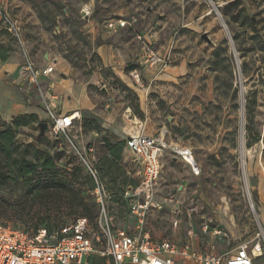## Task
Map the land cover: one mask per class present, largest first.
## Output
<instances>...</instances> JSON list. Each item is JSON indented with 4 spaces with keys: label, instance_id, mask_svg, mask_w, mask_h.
Instances as JSON below:
<instances>
[{
    "label": "rangeland",
    "instance_id": "obj_1",
    "mask_svg": "<svg viewBox=\"0 0 264 264\" xmlns=\"http://www.w3.org/2000/svg\"><path fill=\"white\" fill-rule=\"evenodd\" d=\"M5 9L18 22L21 36L19 40L3 30L8 38L16 43L25 39L30 49L50 52L52 74L68 75L86 87L90 106L81 110L70 135L78 148H93L112 229L130 218L131 198L125 192L139 185L140 166L132 154L125 165L123 159L111 163L105 142L122 140L125 147L130 130L141 129L189 148L200 168L193 175L182 159L165 152L153 183L156 206L144 222L148 217L162 237L197 236L203 247L212 246L217 253L255 236L264 206V0H9ZM32 12L39 24L31 22ZM117 19L126 20V26L107 27V21ZM128 40L133 45L123 65L125 70L134 67L126 71L133 80L130 87L112 78L97 52L102 43ZM135 69L140 83L132 76ZM49 82H42L31 104L44 109L41 99L56 103L62 96L61 85L50 87ZM28 98L24 92L23 99ZM45 118L17 127L14 144L48 150L56 169L62 154L80 167L62 137H50L45 130L36 141L37 124L47 122ZM10 122L0 116V131ZM60 145L66 150L57 155ZM27 158L38 163L31 153ZM7 162L0 153L5 176L0 181V211L5 213L0 223L35 230L80 215L62 195L43 190L38 174L17 176ZM92 186L90 180L76 183L98 216Z\"/></svg>",
    "mask_w": 264,
    "mask_h": 264
},
{
    "label": "built area",
    "instance_id": "obj_2",
    "mask_svg": "<svg viewBox=\"0 0 264 264\" xmlns=\"http://www.w3.org/2000/svg\"><path fill=\"white\" fill-rule=\"evenodd\" d=\"M83 12L88 15L90 11L85 9ZM0 16L3 29L20 40L19 24L3 5L0 6ZM106 23L108 28L124 27L127 24L123 19ZM53 70V64L40 67L30 59L21 66L22 73L38 92L41 90L43 77ZM132 76L136 83H140L137 71H133ZM42 103L47 114L46 134L55 138L60 136L65 144L71 146L79 164L93 182L91 193L99 206L100 214L95 220V226L88 218L79 217L55 230L45 227L25 230L0 223V264H70L72 260L81 261L90 252L108 257L114 264H175L170 257L173 254L197 264H253V257L264 254V223L256 232L251 246L243 242L234 253L220 256L190 250L189 245L178 246L167 238L151 241L147 234L140 236L125 229H112L104 214L107 192L100 179L93 148H78L70 135L76 127L77 118L74 114L57 113L56 104L52 100L43 98ZM125 146L140 166L137 174L139 185L128 189L125 197L131 198L130 213L135 217L138 227L142 228L149 209L156 206L153 202V183L160 173L164 153L169 151L182 159L193 175H199L200 168L189 148L168 142L162 135L154 137L144 134L141 129L130 130L125 138ZM64 148L66 150V146ZM60 150H63L62 145ZM59 164L67 169L74 165L67 154L59 160Z\"/></svg>",
    "mask_w": 264,
    "mask_h": 264
},
{
    "label": "crops",
    "instance_id": "obj_3",
    "mask_svg": "<svg viewBox=\"0 0 264 264\" xmlns=\"http://www.w3.org/2000/svg\"><path fill=\"white\" fill-rule=\"evenodd\" d=\"M9 0H0V6L8 5ZM13 2H10V6ZM31 9V8H30ZM31 22L34 24H39V20L34 12L30 15ZM33 19V21H32ZM3 29L1 16H0V30ZM9 36L4 32L0 34V49H5L2 51L6 55V59L2 60L0 58V116L5 121L10 120L12 117L20 114H35L38 119L46 117L47 114L45 109L31 104V100L34 98V94L38 91L32 84L29 83L25 74L21 71V66L25 63L26 60H33L38 66L46 67L48 65L54 64L51 59L50 52L42 51L40 48L35 46L33 49H30L29 45L26 44L25 39H21V42L16 43L12 39L8 38ZM133 45L130 40L120 43V44H100L97 47L98 55L101 57L104 66H107L112 71V78L118 79L120 82L124 83L127 87H130V84H133V80L129 75L126 74L123 63L128 60V50ZM40 57V61L37 58ZM38 61V62H37ZM135 71H137L135 69ZM54 70L48 75L43 77L44 80H50V87L54 85H61L62 87V96L56 99V110L60 114H75L78 112L80 114L81 110L90 106V98L86 87L84 85H78L74 80L68 75L62 78H57L56 74H52ZM138 72V71H137ZM145 73V69H142V74ZM62 74V73H61ZM139 74V72H138ZM111 77V76H110ZM99 79L98 77L96 78ZM101 79L102 76H101ZM62 81V82H60ZM27 92L29 98L27 101L23 99V93ZM37 94V93H36ZM36 98V96H35ZM42 100V99H41ZM78 119V117H76ZM76 119V120H77ZM76 122V121H75ZM47 128V127H46ZM47 135V134H46ZM131 153L128 148L125 146L122 149L121 156L123 163L125 165V159L130 157ZM135 160V158H134ZM136 162V160H135ZM137 165H139L136 162ZM199 165V164H198ZM190 170V168H189ZM262 221L264 223V206L262 210ZM177 226V224H176ZM118 229H125L131 234H138L142 236L143 234L149 235L151 241H160L162 239H170L172 242L176 243L178 246L189 245L190 250H200L205 253H211L217 256L226 253H234L237 247L223 253H217L208 246L203 247V242L198 239L197 236H191L189 238L182 239L175 237L174 234L167 236H161V231H155L152 221L146 217L145 222L142 228L138 227V223L135 217L130 214V218L126 221L118 224ZM255 237V236H254ZM254 237L250 240H245L249 246L254 242ZM175 261V264H197L193 260L185 259L177 254L170 255ZM70 264H114L113 261L108 258L101 256L97 253L90 252L84 255L81 261L72 260ZM124 264H129L125 262ZM253 264H264V254L257 255L253 257Z\"/></svg>",
    "mask_w": 264,
    "mask_h": 264
},
{
    "label": "trees",
    "instance_id": "obj_4",
    "mask_svg": "<svg viewBox=\"0 0 264 264\" xmlns=\"http://www.w3.org/2000/svg\"><path fill=\"white\" fill-rule=\"evenodd\" d=\"M3 30L4 29L0 30V34L4 33ZM2 51L4 52L6 50L0 49V58L2 60H5L6 55H4ZM133 69L134 67L131 66L126 67V71ZM136 108H138V106H136ZM37 118H38L37 115L33 113L20 114L12 117L11 122L7 123V126L0 131V153L6 156V159L8 160V162L6 163L7 166L9 168L16 169L15 173L17 176L38 174L37 178H41L40 180L42 183L43 190L51 191L56 195H58V197L62 195L61 197L68 201L70 207L75 208L78 214H80L75 219L79 217H86L89 219L90 223L95 226L94 223L97 218V215L95 216V212L93 210L95 204L93 202H86L85 196L82 195L81 189L76 187V183L84 184L89 180L93 185V182L89 177L81 175V168H80L81 166L75 167L73 165L71 169H67L66 167L61 166L59 164L60 168L56 169L54 164V156H52L48 150H39L29 143L26 144V146L23 149H20L19 146L14 144L13 139L15 136L16 128L19 127L20 125H26L30 121V119H37ZM41 138L42 136L37 137L36 141H39ZM123 146H124V141L122 140L116 142H109V141L105 142L106 154L110 159H112L111 163L114 162L117 163V161H120L122 159L121 152ZM62 147L63 150H60L57 155L62 154V152L65 151L64 146ZM30 153L32 154L33 158L38 161V163L34 162L33 160H28L27 157ZM64 155L62 154V156L58 159V161L62 159ZM99 175H100V171H99ZM62 177L64 178L69 177V178L67 181H63L61 180ZM4 179H5L4 174L0 172V181H3ZM31 179L32 177L28 178L27 181ZM100 179L102 180L101 175H100ZM4 214H5L4 212L0 211V215H4ZM66 224L68 223H65L60 226L47 227L46 225H42L39 227H45L48 230H55ZM24 229L29 230L28 228H24Z\"/></svg>",
    "mask_w": 264,
    "mask_h": 264
},
{
    "label": "water",
    "instance_id": "obj_5",
    "mask_svg": "<svg viewBox=\"0 0 264 264\" xmlns=\"http://www.w3.org/2000/svg\"><path fill=\"white\" fill-rule=\"evenodd\" d=\"M201 37L206 39V40H208L206 33H203L201 35ZM37 125L39 127L38 137H41V136H43L45 134V130H46V127H47V122L46 121H40Z\"/></svg>",
    "mask_w": 264,
    "mask_h": 264
},
{
    "label": "bare ground",
    "instance_id": "obj_6",
    "mask_svg": "<svg viewBox=\"0 0 264 264\" xmlns=\"http://www.w3.org/2000/svg\"><path fill=\"white\" fill-rule=\"evenodd\" d=\"M78 116H79V113L75 112L74 117H78Z\"/></svg>",
    "mask_w": 264,
    "mask_h": 264
}]
</instances>
